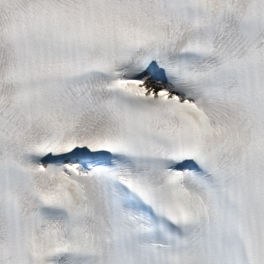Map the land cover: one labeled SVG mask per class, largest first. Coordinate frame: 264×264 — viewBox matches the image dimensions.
<instances>
[{
	"label": "snow or ice",
	"instance_id": "1",
	"mask_svg": "<svg viewBox=\"0 0 264 264\" xmlns=\"http://www.w3.org/2000/svg\"><path fill=\"white\" fill-rule=\"evenodd\" d=\"M0 264H264V0H0Z\"/></svg>",
	"mask_w": 264,
	"mask_h": 264
}]
</instances>
